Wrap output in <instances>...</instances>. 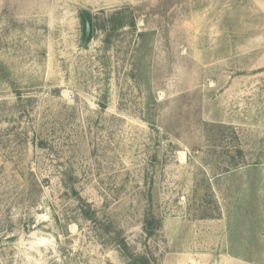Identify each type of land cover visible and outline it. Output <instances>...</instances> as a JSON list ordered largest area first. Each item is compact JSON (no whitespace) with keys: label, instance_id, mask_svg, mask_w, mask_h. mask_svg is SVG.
Returning <instances> with one entry per match:
<instances>
[{"label":"rangeland","instance_id":"rangeland-1","mask_svg":"<svg viewBox=\"0 0 264 264\" xmlns=\"http://www.w3.org/2000/svg\"><path fill=\"white\" fill-rule=\"evenodd\" d=\"M126 252L264 264V0H0V264Z\"/></svg>","mask_w":264,"mask_h":264},{"label":"trees","instance_id":"trees-1","mask_svg":"<svg viewBox=\"0 0 264 264\" xmlns=\"http://www.w3.org/2000/svg\"><path fill=\"white\" fill-rule=\"evenodd\" d=\"M117 15H120V16H118V17H120V20L115 19V17H111L108 20L109 24L111 25V29L113 31H117L118 29L122 28L126 24L127 17L126 16H122V13L117 14ZM81 18H82V20H83L85 25H86L87 22H89L90 25H91L92 31H94L95 25H94V23L92 21L91 15L88 12H81ZM238 153L242 154V151L238 150ZM84 215L89 220H93L94 217H95V214L93 213L91 208H88V209L84 208ZM159 224H160L159 220H157L153 215L151 216L149 214L147 216V218H146V228H145L147 233H148V235H152L153 231L155 230L152 227L155 226L157 228ZM123 247L126 249V251H128L125 244H123ZM127 256L130 259H133V260H131V264H151L145 258H139V257L137 258V257H134L131 254H128V253H127Z\"/></svg>","mask_w":264,"mask_h":264},{"label":"water","instance_id":"water-1","mask_svg":"<svg viewBox=\"0 0 264 264\" xmlns=\"http://www.w3.org/2000/svg\"><path fill=\"white\" fill-rule=\"evenodd\" d=\"M90 33H91V25L89 22L86 23V34H85V38L86 40L89 39L90 37Z\"/></svg>","mask_w":264,"mask_h":264}]
</instances>
